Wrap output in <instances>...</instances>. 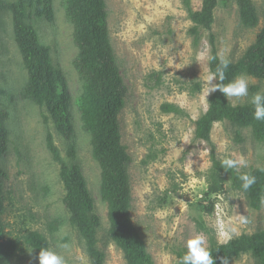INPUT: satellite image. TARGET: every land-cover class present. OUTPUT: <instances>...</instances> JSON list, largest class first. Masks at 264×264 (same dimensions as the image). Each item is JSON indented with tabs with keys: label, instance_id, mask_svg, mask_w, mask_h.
I'll use <instances>...</instances> for the list:
<instances>
[{
	"label": "rangeland",
	"instance_id": "1",
	"mask_svg": "<svg viewBox=\"0 0 264 264\" xmlns=\"http://www.w3.org/2000/svg\"><path fill=\"white\" fill-rule=\"evenodd\" d=\"M191 1L194 11L201 9L203 0ZM252 1L260 15L257 27L243 25L236 0L221 2L212 28L203 31L195 46L189 33L193 22L182 0H106L108 30L127 87L119 122L122 143L132 158L131 216L153 264H181L179 253L187 252L186 241L197 233L205 235L210 249V238L217 241L212 227L217 203L237 229L232 239L264 232V205L253 208L249 197L234 188L229 174L218 194H208L206 181L213 157L244 161L236 169L239 172L264 169V141L257 140L251 128H242L238 142L239 127L228 121L214 123L210 141L195 138V122L207 112L215 92L206 94L210 60L199 64L197 53L207 46L209 57L215 47L224 59L236 62L242 58L264 28V0ZM48 2L50 13L34 16L30 24L39 43L48 48L52 68L64 75L67 120L72 129L68 135L57 130L53 119L44 122L43 115L49 116L46 107L23 97L29 76L15 39L13 10L0 16V132L7 146L0 167L8 175L2 219L6 223L4 239L16 248L10 264H38L34 249L25 241L31 231L42 233L66 264H93L84 238L70 223L61 166L47 147L48 131L63 158L76 163L85 178L93 212L100 221L97 246L105 255L102 264H128L110 234L108 205L101 196V169L81 119L83 82L75 65L79 51L74 27L64 0ZM44 6L34 0V11ZM242 75L248 78V96L229 98L235 106L250 105L254 94L264 92V79ZM197 82L202 91L191 93ZM179 102L184 103L183 108ZM164 103L179 106L184 114L165 113ZM164 199L167 203L161 205ZM226 264L263 263L247 253Z\"/></svg>",
	"mask_w": 264,
	"mask_h": 264
},
{
	"label": "trees",
	"instance_id": "2",
	"mask_svg": "<svg viewBox=\"0 0 264 264\" xmlns=\"http://www.w3.org/2000/svg\"><path fill=\"white\" fill-rule=\"evenodd\" d=\"M39 1L44 2L45 6L34 11V0H21L17 3L0 0V16L7 10H13L15 39L29 76L22 91L23 97L40 107H46L50 117L43 115L44 122L48 124L49 120L53 119L57 130L68 135L72 129L67 120L64 75L52 68L48 59V48L39 43L38 35L30 24L34 16L50 13L47 4L49 0ZM228 1L231 0H203L201 9L194 11L191 0H182L193 22L189 33L194 38L195 46L199 45L203 31L212 28L216 20V8L221 2ZM236 1L240 6L243 25L249 28L257 27L260 15L253 1ZM63 3L67 17L74 27V40L79 51L75 65L83 82V92L79 97L81 119L84 129L91 135L92 154L101 169V196L108 205L112 240L123 251L128 264H153L145 241L131 216L133 197L129 164L132 158L122 143L119 122V115L126 105L127 87L108 30L106 0H64ZM211 58L210 70L215 71L222 58L215 47ZM228 61L224 84L245 73L264 79V28L242 58L236 62ZM158 81L160 82V79ZM202 89V84L197 82L190 88V92L197 93ZM161 108L165 113L184 114L183 109L173 103H164ZM253 113L252 104L232 105L222 92L216 90L210 97L207 112L195 122V138L210 141L214 123L228 121L239 127L236 136L238 142L241 141L242 128H251L254 137L264 141V121H256ZM5 141L0 132V157L7 151ZM47 147L54 160L61 166L59 176L66 189L64 204L70 213V223L84 238L93 264H102L105 255L97 246L100 221L93 212L92 198L81 169L76 163L67 162L63 158L50 131ZM150 157L156 159L155 154H150ZM243 173L256 177V183L247 191L242 189L239 179ZM228 174L234 188L249 197L253 208L260 209L261 198H264V169L239 172L235 168H223L221 161L213 157V165L206 180L208 194L221 193ZM7 180V173L0 167V264H10L16 253L15 244L4 239L6 223L2 217L6 212L4 188ZM164 203H167V199H164L161 205ZM25 241L34 249L37 260L40 248L50 247L47 238L38 231L29 232ZM210 250L215 257V264H226L247 253L264 264V232L243 234L226 244H219L211 237ZM183 255L182 252L179 253L180 257Z\"/></svg>",
	"mask_w": 264,
	"mask_h": 264
},
{
	"label": "clouds",
	"instance_id": "3",
	"mask_svg": "<svg viewBox=\"0 0 264 264\" xmlns=\"http://www.w3.org/2000/svg\"><path fill=\"white\" fill-rule=\"evenodd\" d=\"M209 49L207 46L202 51H199L196 56V62L203 65L208 62ZM229 66V61L224 58H220L219 65L215 71H209L205 76V88L207 96L216 90L222 92L228 99L232 97H246L248 96L249 82L245 75L237 76L227 84H224L226 79L225 71ZM214 80H218L219 83H213ZM250 103L254 106L253 117L256 121H264V92H257L254 94ZM180 107H184L183 102H179ZM206 110V109H205ZM244 161L226 157L221 161L223 168H235L239 167ZM187 170V169H186ZM242 182V189L247 191L253 184L256 183V177L250 173H243L239 176ZM222 199V198H221ZM260 203L264 205V198H261ZM216 219L212 224L215 230L217 241L219 244L228 243L234 235L237 234L236 227L232 224L231 220L226 219V213L221 203L215 205ZM207 219V217H206ZM187 252L183 255L181 264H215V257H213L211 250L207 245V239L205 235L197 233L186 241ZM39 264H66L65 258L60 255L54 248L41 247L38 255Z\"/></svg>",
	"mask_w": 264,
	"mask_h": 264
}]
</instances>
